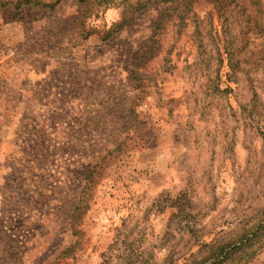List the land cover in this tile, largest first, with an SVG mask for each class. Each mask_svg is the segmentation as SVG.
Masks as SVG:
<instances>
[{
  "label": "rangeland",
  "instance_id": "1",
  "mask_svg": "<svg viewBox=\"0 0 264 264\" xmlns=\"http://www.w3.org/2000/svg\"><path fill=\"white\" fill-rule=\"evenodd\" d=\"M131 4L134 22L105 39ZM176 8L165 0H0V227L22 190L14 164L33 130L55 151L47 166L67 187L82 184L98 145L124 143L95 187L84 243L68 264H102L131 217L157 264L171 254L175 264L202 261L208 247L262 220L264 55L247 60L243 51L232 73L224 48L231 39L244 48L247 15L221 18L205 0L189 14ZM263 46L258 38L253 51ZM91 123L111 128L105 146ZM185 193L182 213L152 209L160 196ZM52 208L19 221L11 242L0 238V264H55L74 238ZM250 256L238 264H264V245Z\"/></svg>",
  "mask_w": 264,
  "mask_h": 264
},
{
  "label": "trees",
  "instance_id": "2",
  "mask_svg": "<svg viewBox=\"0 0 264 264\" xmlns=\"http://www.w3.org/2000/svg\"><path fill=\"white\" fill-rule=\"evenodd\" d=\"M171 2L178 8L172 9V11L178 10L183 13L189 14L193 8V4L200 0H165ZM214 5L217 12L222 17H225L230 11L236 14L242 13L246 16V21L242 20V24L245 26V32H243V41L245 42L244 48L238 47L233 42L234 39L227 42V46L224 48L228 57L229 68L232 73L236 71V67L241 65L240 56L244 51L245 56L248 59L254 56L264 55V46L261 47L258 52L253 51L255 41L258 38L264 39V6L261 0H250V7L248 8L240 0H205ZM33 4L36 7L54 9L52 4H43L40 2H27ZM129 11L123 14L122 20L113 24L110 29L104 28L106 35L105 39H109L115 33L121 31L125 26H131L134 22L133 5H128ZM133 11V12H132ZM88 33V32H87ZM239 58V59H238ZM264 60V56L261 58ZM255 63V62H254ZM229 79L232 78L230 74ZM135 80L138 79L135 77ZM254 102H258V95L254 94ZM131 116L135 115V108L129 109ZM90 122V121H89ZM91 131L95 136H100L99 143L106 145L103 140L102 134L110 131L108 126H93L91 123ZM33 130L31 132H25L23 137H33L37 139L23 140L20 146L21 158L18 164H14L21 174L22 180L20 187L21 192L16 197H11L14 201L6 205V209L3 212V218L7 221V226H1L0 231L3 238L11 242V235H14L17 231V224L19 221H26L30 219L32 215L39 213L41 205L47 206L50 204L53 206L54 216L60 219L69 228L74 241L69 246H66L57 256L55 264H68L69 260H74L77 253L81 250L84 243V234L80 227L84 217L90 210V204L93 197L95 187L99 184L100 180L104 177L107 168L116 160H119L120 151L124 148V143H120L116 147L104 150L97 148L94 152L97 155L93 156V162L90 164V169L86 174H83L82 184L78 186H63L55 175L51 173L47 163L49 159L54 157L52 153H55L51 146H47L45 142V136H42V131ZM47 134V133H46ZM37 137V138H36ZM96 138H90V140L97 141ZM91 146L92 143H90ZM98 149V150H97ZM46 157L48 159H46ZM23 161V163H22ZM34 188V189H32ZM189 196L181 194L178 197L172 199L166 196H160L155 200L152 205V209L156 212H163L165 209L174 208L183 212V209L187 206ZM28 210L27 212L19 211L20 208ZM34 217V216H33ZM132 217L125 221L123 227L117 234L115 243L109 248V251L103 255L102 264H157L155 262V256L149 248H147L146 241L147 236L141 233H136L132 228ZM5 221V222H6ZM24 224H22L23 226ZM146 238V240H145ZM2 245V244H1ZM264 245V216L262 220L251 230L244 232L237 240L228 244H223L215 247H208V256L202 261H195L193 264H238L243 260L250 258L251 253H255L258 248H262ZM11 250H8V254ZM176 259L174 254H171L166 260L165 264H175ZM186 264V263H185Z\"/></svg>",
  "mask_w": 264,
  "mask_h": 264
}]
</instances>
